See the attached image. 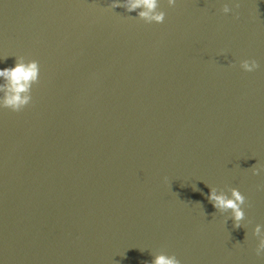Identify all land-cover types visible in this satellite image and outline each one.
Returning a JSON list of instances; mask_svg holds the SVG:
<instances>
[{"label":"water","instance_id":"obj_1","mask_svg":"<svg viewBox=\"0 0 264 264\" xmlns=\"http://www.w3.org/2000/svg\"><path fill=\"white\" fill-rule=\"evenodd\" d=\"M132 2L0 0V69L40 65L23 110L0 90V264H264V0Z\"/></svg>","mask_w":264,"mask_h":264},{"label":"clouds","instance_id":"obj_2","mask_svg":"<svg viewBox=\"0 0 264 264\" xmlns=\"http://www.w3.org/2000/svg\"><path fill=\"white\" fill-rule=\"evenodd\" d=\"M175 3L176 0H168L169 5H175ZM111 7L112 9L126 7L129 12L142 8L143 10L139 12V16L149 24L153 22L163 23L166 18V12L160 9V0H134L130 5L113 3ZM239 7L240 4L237 2L235 8L238 9ZM222 11L229 13L233 9L229 4L225 3ZM236 16L239 18V13H236ZM240 67L245 71L251 72L259 68L260 65L256 59L252 58L240 61ZM0 77H4L7 81L6 85L0 86V90H6L3 107L19 112L32 102V86L39 83V61L32 59L25 63L23 62V58L20 57L15 67L0 69ZM262 169H264V164L256 163L251 167L253 174H259ZM165 179L167 180V177ZM208 187L210 188V194H208L207 198L214 205L215 209L221 213L230 210L232 213L231 219L234 220V227L240 228L242 221L246 218L245 207L243 206H251L245 194L238 187H230V190L227 192H218L215 186ZM260 187L264 188V185ZM262 227L264 225L256 224L254 229V235L259 238V243L255 249L257 256H264V234H262ZM144 264H182V262L177 258L175 253H160L152 261H145Z\"/></svg>","mask_w":264,"mask_h":264}]
</instances>
